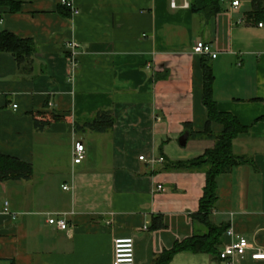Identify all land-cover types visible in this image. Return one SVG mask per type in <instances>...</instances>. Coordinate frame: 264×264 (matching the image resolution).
I'll use <instances>...</instances> for the list:
<instances>
[{
  "label": "crops",
  "instance_id": "crops-1",
  "mask_svg": "<svg viewBox=\"0 0 264 264\" xmlns=\"http://www.w3.org/2000/svg\"><path fill=\"white\" fill-rule=\"evenodd\" d=\"M65 1L71 16L60 11L62 0H0V31L35 48L20 62L0 52V153L33 170L29 180L0 182V263L112 264L114 237L134 236L135 264H152L200 227L191 213L205 174L163 169L157 159L188 160L214 145L178 142L186 125L201 132L206 121L201 55L193 53L202 40L217 54L207 57L218 110L246 127L232 149L247 162L216 177L210 220L251 243L232 264H264L251 258L264 251V18L250 15L253 0L235 9L225 0L207 21L188 0ZM104 109L114 118L109 131L75 127ZM47 116L60 119L36 129L34 119ZM211 130L222 125L212 122ZM75 140L85 146L78 164ZM5 201L14 219L2 213ZM67 211L74 214L65 230L47 222V213ZM157 215L165 226L152 230ZM228 241L223 234L218 250ZM169 264L228 263L184 251Z\"/></svg>",
  "mask_w": 264,
  "mask_h": 264
},
{
  "label": "trees",
  "instance_id": "trees-1",
  "mask_svg": "<svg viewBox=\"0 0 264 264\" xmlns=\"http://www.w3.org/2000/svg\"><path fill=\"white\" fill-rule=\"evenodd\" d=\"M224 1L188 0V6L192 14L198 15L202 20L207 21L224 10ZM59 9L63 14L71 16L72 9L69 5L63 4ZM250 15L264 18V0L252 1ZM34 51V45L30 40L20 38L7 31H0V52H8L15 57L17 62H20L30 57ZM207 56L201 55L200 58L203 81L201 100L206 108L204 129L201 132H194L190 126L186 125L185 131L189 133L188 139L208 138L213 140L214 145L212 148L205 150L203 154L192 159L166 162L165 164L163 160L161 161L163 169L200 171L205 174V184L202 196L198 202V209L196 212L191 213L194 225L199 224L200 227L196 228L190 237L174 242L170 248L162 249L153 257L152 264H169L175 254L184 251L208 253L213 257H218V245L229 226H216L210 220V214L216 202V177L231 171L235 166L247 162L246 158L236 155L232 149L233 139L239 133L245 131L246 127L232 114L218 110L213 97L214 75ZM57 119L60 118L55 116H47L45 120L35 118L34 125L36 129L40 130L50 121ZM212 122L222 125V130L214 133L211 130ZM113 123L112 111L104 109L97 112L90 122L82 125L76 124L75 127L101 133L109 131ZM32 175L31 164L23 162L16 157L0 153V182L29 180ZM152 220V230L164 228L165 225L161 215L153 217ZM9 264L13 263L10 262Z\"/></svg>",
  "mask_w": 264,
  "mask_h": 264
},
{
  "label": "built area",
  "instance_id": "built-area-1",
  "mask_svg": "<svg viewBox=\"0 0 264 264\" xmlns=\"http://www.w3.org/2000/svg\"><path fill=\"white\" fill-rule=\"evenodd\" d=\"M64 4L67 2L62 0ZM239 0H233L231 2V8L235 9L239 6ZM187 5V3L185 4ZM171 6L174 3L171 2ZM2 20L0 19V23ZM261 25V24H259ZM77 44L72 41L70 44V49L73 50ZM193 53L198 55H208L210 58H215L217 56L216 52L211 50L208 43L198 40L193 45ZM16 104L13 105V108ZM72 162L73 164L81 163L85 157V146L82 141L75 140L72 146ZM139 159H144V156H139ZM149 162L154 163L156 159L152 156ZM158 162L162 161V158L157 159ZM63 189H67V186H63ZM162 189V187H158ZM2 213L9 215L12 219L16 217V213L10 212L8 208V202L5 201L2 205ZM74 214V211L58 212L51 216L47 213V222L50 225H54L59 230H65L67 228V217ZM224 235L229 238V241L221 246L219 249L218 257L220 260L232 264L236 257L243 258L246 251L251 248V243L246 239L245 236L238 234L234 231L232 226H229ZM252 259H264V251L257 250L251 254ZM2 264V263H0ZM112 264H135V237L134 236H117L113 239V258Z\"/></svg>",
  "mask_w": 264,
  "mask_h": 264
},
{
  "label": "water",
  "instance_id": "water-1",
  "mask_svg": "<svg viewBox=\"0 0 264 264\" xmlns=\"http://www.w3.org/2000/svg\"><path fill=\"white\" fill-rule=\"evenodd\" d=\"M189 133L187 131L183 132L179 138H178V142L180 145H185L187 139H188Z\"/></svg>",
  "mask_w": 264,
  "mask_h": 264
},
{
  "label": "rangeland",
  "instance_id": "rangeland-1",
  "mask_svg": "<svg viewBox=\"0 0 264 264\" xmlns=\"http://www.w3.org/2000/svg\"><path fill=\"white\" fill-rule=\"evenodd\" d=\"M0 194H1V193H0ZM0 197H1V199H3V198H4L3 194H1Z\"/></svg>",
  "mask_w": 264,
  "mask_h": 264
}]
</instances>
